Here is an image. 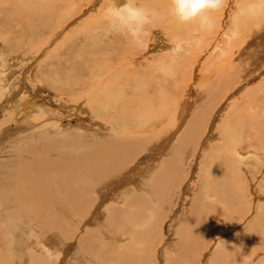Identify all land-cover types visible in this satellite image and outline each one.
I'll return each mask as SVG.
<instances>
[{
	"label": "bare ground",
	"instance_id": "bare-ground-1",
	"mask_svg": "<svg viewBox=\"0 0 264 264\" xmlns=\"http://www.w3.org/2000/svg\"><path fill=\"white\" fill-rule=\"evenodd\" d=\"M83 1L87 4L81 14L88 9L91 10L95 5L94 0ZM145 2L146 6L151 9L163 10L162 14L157 13L153 23H159V28L151 25L147 27L145 46L137 47L129 39L130 37L124 34L106 36L107 21L105 13L102 11L99 19H94V22L91 19L92 22H88V26L89 23L100 24L98 27L95 26V36L87 37L84 41L88 43L87 46L85 43L81 48L80 44L77 58L71 62L67 61L66 65L61 67V74L55 70L56 74H53L52 68L51 73L47 72L46 74L31 70L33 73L31 78H36L44 86L47 84V89L58 93L60 102L63 100L68 102L67 105L71 109L67 107L70 110L67 111V114L70 113V116L74 114H82V116L84 114L85 116L86 113H89L86 108L81 107L78 103L80 101L85 102L92 99L100 103L97 105L99 109L93 114L96 118L93 121L90 120L92 121L90 125L83 126V123L77 129L74 128L75 130H68L70 124L63 125L61 119L58 118L56 109L54 110L50 105V107L40 106L35 111H29L21 105L23 113L15 108L10 109V104L8 110H5V107H3L5 109L1 108V106H6L5 103L9 97L19 95L17 92L19 86L16 85L22 81V78L19 79L15 76L13 72L15 68L8 67L9 62L4 61L7 60L4 55V43L10 41L13 44L14 36L9 35L13 25L20 20L27 26L25 32L20 28L22 32L14 40L15 45L21 46L24 40L40 33L39 27L48 24L54 17L55 11L64 5L73 6L74 0H18L11 3V8L0 10V30L8 32L0 37V61L2 62V66L0 65V101L2 96L3 98L8 97L5 103L0 102L1 110L5 111V114L2 115L3 118L0 116L2 119L0 121V147L9 140V148H0V187H3L4 191V193L0 191V239H3L0 241V264H26L24 261L22 262V257L19 255V250L23 246L17 245V242H20V234L23 235L24 231L26 233V223H35L36 225L38 221L43 222L47 234H50V244L62 252V257L56 258L57 252H55L56 250L52 251L53 248H51V253L57 260H60L57 264H125L122 253L124 252L126 256L127 250L122 251L120 257L116 256L113 260L106 261L104 256L99 255V253L102 254L101 250L103 251V249L98 246V239L103 237L104 240H107L109 233L111 236V232L115 230V222L119 224L122 217L124 221L122 219L120 224H131L129 227L134 228L131 231L135 230L132 237L140 239L147 232L143 231L144 229L136 231L142 224H138L139 221L135 215L143 214L144 210H147L149 206L158 205V202L160 204L165 202V205L159 207L161 210L159 215L152 214L148 218V221L151 220L150 222L155 224L158 229V220L162 216L160 214L164 213V208L168 206L166 204V165L171 171L172 181L175 180L180 173L177 167L180 166L179 158L182 151L186 152L188 148L196 146L198 143L203 144L201 148L204 147V139H207L210 132L214 130H216L215 132L219 131L220 137L223 138L220 150L217 148V152H215L214 147L209 151L208 147L206 151L199 153L200 148L198 147L197 151L199 153L197 170L200 168L199 162L202 161L206 167H210V172H206L203 176L197 175L200 179L194 185L192 184L194 187L187 184L191 175L183 174L184 179L186 178L183 182L186 184L184 196L187 192L192 194V189L197 188L196 193H193L195 200L193 209L196 212L192 213L196 228L193 229L194 226L192 228L194 233L192 231L189 234L193 238V244L188 247V250H199V244H206L209 242L210 236L213 235L212 225L216 218H209L207 217L209 214H206L208 219H203V216L198 214L200 211L198 206L201 207L199 202H203L201 209L204 210L207 193H217L218 190L223 198L226 197L231 201L230 207L239 211L236 217H226L234 222L242 223L233 230L229 228L220 232L216 237L218 242L214 246L213 254L216 264H255L253 258L256 259V264H264V259H262L264 257V88L261 89L264 87V81L260 80L257 84L246 87L248 83H255L264 75V13L256 16H238L241 10L258 3V0H225L224 12L221 9L220 18H218L217 12L213 14L214 30L201 32L197 25H181L169 14L170 0H145ZM227 10H229L228 18L226 17L227 19L224 20ZM33 11L35 13L32 14ZM68 22L65 23L64 28L60 26V30L54 31L53 39L50 38L49 42L44 41L45 44L39 45V50H41L34 53V58L32 57V60L28 61L24 67L33 69L34 59L41 56L49 48V44L52 45L53 40H56V37L67 31L66 29L72 21ZM91 27L92 25L89 28ZM156 30L162 34L159 41L161 40L163 50L157 51V56H152L148 51L149 40L151 34H154ZM233 31L237 32V36L229 41L227 37ZM169 38L171 41L168 40ZM178 39L189 41L191 46L187 49V55L178 58L176 63L184 62L186 64L188 56L194 57L191 66H188L194 76L186 88L190 98H187L183 109L179 111L175 109L178 99L171 104V109H173V114L170 115L171 122L174 123L177 120L173 124V130L165 135L166 143H168L165 151L164 142L160 143L157 140L164 137L166 132L165 85L166 81L171 79H163L159 75L157 67L160 63L170 59L169 49ZM204 41L203 48L197 55L198 52L194 46L196 47L198 44L197 48H199ZM190 49L195 50L190 51ZM261 66L263 69H260ZM65 70L66 73L63 72ZM258 70L261 71L255 74ZM195 74L199 77L196 78ZM176 76L177 69L172 83L176 89H179L180 82L176 80ZM9 80H11V84ZM171 87L174 88L172 84ZM123 88L131 91L125 100L122 96L124 94L121 92ZM79 91L83 92L82 95ZM238 93L241 94L239 99L233 97ZM66 96H70V98L67 99ZM20 99L23 98L18 100ZM25 102L24 104H26ZM88 102L86 101L84 106L90 105ZM20 103L16 102L15 105ZM97 106L94 107L97 108ZM94 107L92 111L95 109ZM189 111L190 117L183 125L182 119H186ZM222 112H225L226 115ZM231 113L234 116L230 115ZM243 114L247 116V123L240 122L241 119H245ZM90 115L92 116V114ZM73 117L78 118L79 116ZM233 121L240 123L237 124L234 131H230ZM162 125H164L162 130L155 131L158 126ZM37 127H40L39 132L42 136H38L41 138H30V146L29 142L24 146L20 144L22 133L36 131ZM67 144L71 147L70 151L64 147ZM143 148L144 150H142ZM145 151L147 153L143 154ZM216 158L220 161V165H216ZM212 161L214 162L212 163ZM201 171H203V167H201ZM182 178L178 184L181 183ZM237 180L239 182H236ZM257 182L258 184H256ZM256 185L258 186L256 187ZM98 186L104 188L101 194L94 191ZM213 186H216L217 189L215 190ZM159 193L160 196L157 200L156 195ZM24 194L26 196H23ZM96 195L100 197L97 198ZM90 207L92 210L87 213ZM185 216V213L184 216H181L184 222L186 221ZM72 217L78 218V221L82 220L85 234L87 231V236L79 239L81 245L87 250L81 246L79 249L76 247L80 254L76 252L75 242L68 243L69 241H67L72 235L67 232L70 230L66 228L70 224L66 223L65 226L64 223L70 222L69 219ZM176 217L178 216L171 220L170 227L174 228L173 224L175 222L178 224V221L182 220L179 217L176 219ZM107 225H111L109 229L105 227ZM177 226L175 228H178ZM118 227L120 226H116V228ZM170 227L166 233H170L169 237L172 240L173 232ZM39 228L41 227L39 226ZM155 228L153 227V230ZM83 232L81 233L83 234ZM94 232L100 234L96 233L99 237L94 234L93 240L90 236ZM38 234H41V231ZM130 239L133 238L130 237ZM7 240L9 241L6 242ZM21 244L23 245V243ZM130 246L131 244L127 246V249ZM94 247L97 248L98 255L92 254ZM133 247L131 246V248ZM29 249L31 251V248ZM247 250H251L252 253L249 254ZM233 251H237V255ZM45 254L47 255V253ZM227 255L231 263L225 261ZM29 257L34 256L30 254ZM95 260L96 262H94ZM170 261L172 263V259ZM170 261L168 262L170 263ZM206 261V264H211L208 258ZM28 263L30 264V261ZM144 263L146 262L144 261Z\"/></svg>",
	"mask_w": 264,
	"mask_h": 264
},
{
	"label": "rangeland",
	"instance_id": "rangeland-1",
	"mask_svg": "<svg viewBox=\"0 0 264 264\" xmlns=\"http://www.w3.org/2000/svg\"><path fill=\"white\" fill-rule=\"evenodd\" d=\"M0 1L3 2V3L0 2V6H1L0 7V10H2V9H5V8L6 9L11 8L12 7V4L11 3H13V1L15 2V1H18V0H7V1L6 0H4V1L3 0H0ZM94 1H95L94 2L95 5L93 6L94 8H91V10L88 9L87 11H84L82 14H81V12L86 8V4H87L83 0H74V3H73L74 5L73 6L72 5H64V6H62L60 9H58V11H55L56 13H55L54 17L49 21L48 24H46L45 26L43 24L42 26L39 27V32H40L39 34L37 33V34H35V36L30 37L27 40H24L21 43V46L15 45L14 44V40L18 37V35L22 31L23 32L26 31L27 26H26V24L24 22H22L20 20L18 21V23L14 24L15 26L13 25L12 29L9 31V35L11 34V35L14 36V39H12L13 44L10 41H8L9 43H7V42L4 43V47H3L4 48V55L7 58V60H4V61L9 62V66L8 67H11L12 69L15 68L13 70L15 76L17 78H19V79L22 78V81L19 82L20 85H19V83L16 85V86H19V87H17V92L19 94L18 96L15 95L16 96V97L14 96L15 98L14 97H11V98L10 97L9 98L6 97V98L9 99L8 101H7L6 98H3V96H2V100L1 101H3V103H5V101H7L8 103L6 102L5 103L6 106H1V108L5 107L6 109L5 108H3V109L8 110V105L10 104V109L13 110V108H15L16 110H18L21 113H23L22 112V109L20 108L21 105H22V107L24 106L23 108L28 109L29 111H35L40 106H44V107L45 106L46 107L53 106L52 108L54 110L56 109L55 111L57 112L58 118L61 119L63 125L64 124H67V125L70 124V127H69L68 130H75L79 126L83 125V123H84L83 126H89L90 125V123L93 121V119L96 118L95 115L93 116V114H95L96 111L99 109V107L97 105L100 104V103H97V102H95L92 99H89V100H86V101L87 102L89 101L88 103H90V105L86 103L87 105H85L86 106L85 107L84 104H85L86 101L85 102L84 101H80L78 103L81 105V107L86 108L89 111V113H86L85 116H84V114H83V116H82V114H80V115L74 114V115L70 116V113L67 114V111H70L69 109H71L67 105L68 102L65 101V100H63V101L60 102V100H59L60 95L58 93L54 92L53 90L50 91L49 89H47V84L44 86V85L40 84L36 78H31V76H33V73H32L31 70H35V71H37L39 73L46 74L47 72L51 73V68H52V73L53 74H56L55 71L57 73H60L61 74V67L65 66L66 63H67V61H70L71 62L72 60H74V59L77 58V56H78L77 55V51H78V48H80V44H81V48H82V45H85V43H86L85 46H87L88 43L87 42H84V41L87 39V37H93V35L95 36L96 27H98V25H100L98 23L95 24V25L92 24V23H89V26H88V22H92V20L94 22V19L95 20L99 19L100 18V14L103 13L102 11H104V13H105V10L109 6H111L113 4V1L115 2V0H94ZM4 2L7 3V4H5ZM116 2H118V0H116ZM125 2H127V0H119L118 4H123ZM136 3L139 4L140 6L148 7L149 8V6H146L145 0H136ZM26 8H27L28 11H30V9L28 7H26ZM221 9H223V7ZM221 9L217 12L219 14L218 15V18H220L222 12H224V9H223V11ZM156 11L159 14L163 10L162 9H156ZM31 13L33 14L35 12L33 11ZM89 13H91V14H89ZM227 13H229V10H227L225 12V18H224V20H226L228 18V16H227L228 14ZM74 16H75V18H74ZM56 19L59 20V21H57ZM62 20H64V22H62ZM56 21H57V23H56ZM70 21H72V23H70ZM66 22L70 23V25L66 29L67 31L66 32H63L60 36L56 37V40L55 39L53 40L52 45L49 44V48L41 56H39V57H37V58L34 59L33 69H32V67H29V68L28 67H24V66L27 65V62L28 61L32 60V57L34 58V53L39 52L41 50V49L39 50V48H40L39 45L40 44H43L44 41H48V40L50 41L51 39H53V37H54V34H53L54 31L57 30V29H59L60 26L61 27L63 26L62 28H64L66 26L65 25ZM158 24H151V26L156 27V28H159L160 25H158ZM90 25H92L91 28H89ZM20 28L22 29V31H21ZM6 33H8V32H5V31L0 30V37L2 36V34L4 35ZM65 34H66L67 38H66ZM69 34H70V36H69ZM161 35H162L161 32L158 33V31L156 30V31H154V34L152 33L151 36H150V40H149L150 41V44H149L150 47L148 48V51L151 53L152 56L153 55H156L157 56L156 52L157 51L160 52L161 50H163L161 48V40L159 41V38H160ZM157 36H158V38H157ZM166 36H169V34H166ZM129 39L131 40V38H129ZM258 39H260V38H258ZM58 40H59V42H58ZM168 40H170V38ZM170 41H168V42L170 43ZM204 43H205V41L201 43V46L199 48H197L198 47V44H196V47L194 46V48H196V51L198 52L197 55H199V51L202 50ZM15 46H17V47H15ZM191 50H195V49H190V51ZM188 57L189 58L186 60V64L184 62L183 63H180L179 62V63H176V65H175V68L177 69L176 80L178 82H180V84H178L179 89H176L175 85L172 83V81L175 78L171 79L170 81H166L167 84L165 85L166 86V88H165V90H166V110H167V112H166V132L164 133V137H162L161 139H158L157 140L160 143L164 142L165 145L163 147H165L164 148L165 151H166V149L168 147V146H166L168 143H166V136L165 135H167V133H169V131L173 130V126H174L173 124L177 120L176 119L174 121V123L171 122L172 120H171L170 115L173 114L172 113V110L173 109H171V107H172L171 104L174 101L176 102V100L178 99L179 101L176 102L178 104L175 103L176 104L175 109H177V111H179V110H182L183 107L185 106L184 104L186 103L187 98H190L189 94L187 93V89L186 88H187V86H189V84L191 82L190 80L194 76V74L191 73V71L189 70L188 66H191L190 64L194 61L193 60L194 57H192V56L191 57L188 56ZM0 60H1V58H0ZM43 61H44V63H43ZM59 61H60V64H59ZM0 65L2 66V62L0 63ZM59 65H60V67H59ZM179 66H181V67H179ZM260 69H263V67L261 66ZM260 71L261 70H258L255 74L259 73ZM63 72L66 73V70L63 71ZM25 73H27V74H25ZM76 75H77V73H76ZM262 75H263V73H262ZM198 77L199 76L196 75V78H198ZM34 79H35V81H34ZM31 80H32V83H31ZM260 80L264 81V75L257 82H255V83H253V82L248 83V86H246V87H249V86L251 87V86H253V84H257L258 82H260ZM10 81L11 80H9V83H10ZM21 83H24V84H21ZM30 83H31V85H30ZM171 84L174 86V88L171 87ZM37 87H39V89H37ZM263 88L264 87H261L262 90H263ZM195 89H196V87H195ZM19 90H21V91H19ZM25 92H27V93H25ZM79 92H80V95H82L83 92L82 93H81V91H79ZM121 92H122V94H124L122 96H123V99L125 100L129 96V94H130L131 91L129 89H127V88H123L121 90ZM240 96H241V94L238 93V94H234L233 97H235L236 99H239ZM19 98H23V99H20L22 101L21 103H20V100H18ZM66 98L69 99L70 96H66ZM23 100H24V102L26 101L25 102L26 104H24ZM57 100H58V103H57ZM92 101H94V103H92ZM16 102L17 103H20V104L19 105H15ZM95 103H97V104H95ZM25 106H28V107H25ZM94 106L95 107L97 106V108H95ZM93 107L96 110L94 109L92 111ZM1 108H0V116H2L3 114H5L4 113L5 111H2ZM222 113H224L226 115L225 112H222ZM90 114H92V116ZM190 114L191 113L189 111L188 114H187L186 119L185 120L182 119L183 125L185 124L186 120L190 117ZM230 115L234 116L233 113H231ZM73 116H77V117L79 116V117L76 118V117H73ZM89 116H91L92 118L89 117ZM243 116L245 117V119L244 118L241 119L240 122L247 123V121H248L247 120V116H245V114H243ZM229 117H231V116H229ZM1 118H3V116ZM1 118H0V121L2 120ZM65 119H68V120H65ZM90 120H92V121H90ZM69 121H71L72 123L69 122ZM65 122H67V123H65ZM240 122H238V123H240ZM238 123L236 121H233L231 123V125H230V131H234V129L237 128V124ZM58 124H60V123H58ZM163 126L164 125L158 126L155 131L161 129ZM39 128L40 127H37L36 131H32L33 133L30 132V131L29 132L27 131L28 133H25L26 135L24 133H22V135L20 136V137H22V141L20 142V144H22L24 146V145H28L30 143L29 144V146H30L31 145L30 138L31 139H34L35 137L42 136V135H40ZM175 128H176V126H175ZM215 131L216 130H214L213 132L211 131L212 133L210 132V134L208 135L207 139H204V141H205L204 147L201 148V146H203V144H199L198 143V144H196V146H192V147L188 148L186 152L185 151H182V153H181L182 155H180V158H179L180 166L177 167L178 168V171L180 173L177 175V178L175 180L172 181L173 178L170 176V172L171 171L168 168V165H166V177H165L166 178V204L168 206H166L164 208L165 209L163 211L164 213L160 214L162 216L158 220V227L159 228L157 229V226L155 224H153L152 222H150L151 220L148 221V218L152 214L159 215V213L161 212V210H160L159 207L165 205V202L164 203H161V204H160V202H158V205L151 206V207L149 206V208L147 210H144L143 211V214L141 213V215H139V214L138 215H135V218L139 221L138 224L139 225L142 224V225L139 226V228L136 229V231H139V230L144 229L143 231H145L147 233H145L143 235V237L144 238L147 237L148 239L147 238L144 239L142 236L138 240L137 239H134V237H132V233L135 230H133V232L131 231L134 228L129 227V226H131V224H129V225L127 223H125L123 225L120 224L122 222V219L124 221V218L122 217V219L120 220L119 224H118V222L117 223L115 222V224H116L115 225V230L116 231L113 230L111 232L112 233L111 236L114 237V238H112L110 236V233H109V236L110 237L107 236L108 237V239H107L108 241L107 240H104L103 237H100L99 238L102 241H100L98 239V246L103 249V251L101 250V253L102 254L99 253V255L104 256L103 258H106V261H111L116 256H119L120 257L122 251L127 250L126 251L127 252L126 256H125V253L124 252L122 253L125 264H131V263L136 264L138 261H140V263H137V264H166V263L167 264H172V263L173 264H206L207 263V261H206L207 258H208V260L210 261L211 264H216V262L214 260V257H213V254L215 252V247L214 246L218 242L217 239H216V237H218V235L220 234V232H223V231H225V230H227L229 228H231L233 230V229L237 228V226L239 224L242 223V222H234L232 219H229V218L226 217V216H229V217L235 216L236 217V215L239 214V211L237 209H235L234 207H230L231 206L230 205L231 204L230 203L231 201L229 199H227L226 197L223 198L222 195L220 193H218L219 192L218 190H217V193L216 192H213V193H210L209 192V193H207V195L208 194H211V195L214 194L213 196L214 197L217 196V197H215V199L214 200H211V201L210 200H205L206 203L204 204L205 205V209L204 210L201 209L203 202H199L200 205H201V207L198 206V210H200V211H198V214H201L203 216L202 217L203 219L204 218H207V217H209V218H211V217L212 218H216L215 219V222L212 225L213 230H214L213 231V235L210 236L209 242H207L206 244H204V243H201V245L199 244V247H200L199 250L193 249L191 251V249L188 250V247H191V245L193 244V241H192L193 238H191L189 234L193 231V229L196 228L195 222L193 221V219H194L193 216L194 215H192V213L194 214V212H196L193 209V206L195 205V202H194L195 200L193 199V197H194L193 195L196 193L195 191H196L197 188H193L194 190L192 189V191H193L194 194L193 193L191 194L189 192H187V194L185 196L183 194L184 188H186V184L183 183L186 178L184 179L183 174L184 175L188 174V176L190 174L191 175V176H189L190 178L188 179V177H187V179H188L187 180V184L188 185L189 184L190 185H192V184L194 185V183L197 182L200 179L199 176H203V175L206 174V172H210V167H206L205 164L202 161L199 162L200 163V168H198V170L200 169V171L197 170V167H198V163L197 162L199 160V158H197V157H198L199 153H202V152L206 151L208 149V147H209V151L212 150L210 148H214V147H215L214 148L215 152H217V148L220 150V148L222 146V143L221 142H223V138H222V136L220 137L221 133L219 134V131H217V132H215ZM38 135H40V136H38ZM27 136H28L29 139L27 138ZM102 137H104V136H102ZM217 138H218V140H219L220 143L219 142L217 143V141H218ZM162 140H164V141H162ZM213 141H215V142L212 143ZM95 142H97V141H95ZM8 143H9V140H7L6 143L2 147H0V148H3V149H5L6 147L9 148ZM200 143H201V141H200ZM68 146L69 145L67 144L64 147L65 148L67 147L68 148V151H70L71 150V147L69 146L70 147L69 148ZM198 149H199V151H198ZM142 150H144V148ZM142 150L139 152L140 154H141ZM195 151H196V153H195ZM197 151L199 153H197ZM146 153L147 152L145 151L143 154H146ZM175 153H177V152L175 151ZM195 159H196V162H195ZM170 160H171V158H170ZM183 160H185V161H183ZM216 160H217V158H216ZM213 162L214 161H212V163ZM216 165H220V161L219 160L216 161ZM201 167H203V171H201ZM197 175H199V176H197ZM162 177H164V176H162ZM181 178H182V181H181L180 184H178V182L180 181ZM236 182H239V180H237ZM182 184H184V185L182 186ZM256 184H258V182ZM257 186L258 185H256V187ZM213 187L215 188V190L217 189L216 186H213ZM103 189H104L103 186H98V187H96L94 189V191L96 193H98V194H101V192H103ZM98 190H99L100 193L98 192ZM0 191H2L4 193L3 187H0ZM211 191H213V190H211ZM160 193L156 195V199L159 198ZM23 196H26V194H24ZM98 196L96 195L97 198H98ZM161 196H162V194H161ZM149 197H151V196L149 195ZM216 198H218V199H216ZM150 205H151V203H150ZM188 205H190V206H188ZM91 208L92 207L89 208V210H88L87 213H89L92 210ZM189 210L192 211V212H190ZM208 210H210V211H208ZM214 210H216V211H214ZM207 211H208V213H207ZM229 212H231V213H229ZM235 212H238V213H235ZM184 213L186 215L185 216L186 217V219H185L186 221L185 222L183 221V217H181L182 215L184 216ZM206 214L207 215L209 214V215L207 216ZM175 216H178L179 219H182V220H179L178 221V224H176V222L174 221L175 223L173 224V226H174V228H173V227H170V225H172V221L171 220H173L174 219L173 217H175ZM178 217H176V219ZM189 217H192V218H189ZM69 220H70V222H65L64 223L65 226H66V223L67 224H70L66 228H67V230H70V232L69 231H67V232L69 234L71 233L70 235H72V237L70 239H68L67 241H69L68 243H74L75 242L76 252L79 253L78 252L79 251L78 250L79 247L81 246L82 248H84L81 245V243L79 242V239H81L84 236H87V231H86V234H85V228L83 227L84 224H83L82 220L79 219V221H78V218L75 219L74 217L70 218ZM189 220H192V221H189ZM72 223H73V225H71ZM145 223H148V224L145 225ZM26 224H27L26 233L24 231L22 233L23 235L20 234V236H19L20 242L23 243V245L19 241H18L19 244L17 242V245L23 246L19 250V255H21V257H22V262L24 261L26 264H29L28 263L29 261H30V264H32V262H33V264H38V263L39 264L40 263L41 264H45V263L46 264H57V263H59L60 260H57L56 258L59 257V259H60L62 257V252L60 250H58L56 247H54L53 245L50 244L51 243L50 234H47V231L45 230V227L43 225V222L38 221V222H36V225H35V223L34 224H32V223H26ZM176 225H178L177 226L178 228H175ZM39 226L41 228H39ZM110 226L111 225H107L105 227L109 229ZM116 226H120V227L116 228ZM123 226L124 227L126 226V228L128 226V228L126 229ZM151 226H153L154 228L156 227L155 228L156 230L155 229L153 230V227L151 229ZM169 227L172 228V232H173L172 233V238H173L172 240L169 237V234L170 233L169 234L166 233V230H169ZM129 228H131V229H129ZM34 229H35V231H33ZM38 229H41V230H38ZM129 230H130V232H129ZM148 230H149V232H148ZM40 231H41V234H38V233H40ZM118 231H120V232L118 233ZM126 231H128V232H126ZM81 232H83V234ZM160 232L163 233L164 235L161 234ZM96 233L100 234L99 232H96ZM96 233L94 232L90 236L93 240H94V234H96ZM192 233H194V231ZM117 235H119L121 237H119ZM193 236H195V235H193ZM117 237H119V238H117ZM130 237L133 238V239H130ZM149 237H151V238H149ZM76 238H78V239H76ZM1 239H0V241H1ZM117 239L119 240L118 242H117ZM34 240H36L37 243H38V245L41 246V247H39L37 245L36 241L34 242ZM8 241L9 240H7L6 242H8ZM103 241H104V243H103ZM254 241H256V240L254 239ZM105 242H107V243H105ZM108 242H111V243H108ZM133 242H134V247H133ZM169 242H171V243L168 245ZM30 243H32L33 245L30 244ZM122 243H123V245H122ZM150 243H151V245H150ZM28 244H30V245H28ZM119 244H121V245H119ZM130 244H131V246L133 248H131V246H130L127 249V246L130 245ZM44 245H46V246H44ZM166 247H168V248H166ZM29 248H31V251L32 252L30 251ZM51 248H53V250ZM95 248L96 247H94V249L92 251V254L98 255V253H97L98 250H97V248L96 249ZM51 250L52 251H55L56 250L55 251V252H57L56 253V258H55V255H53L51 253ZM84 250H87V249L84 248ZM150 250H152V251H150ZM247 251L249 252V254L252 253L251 250H247ZM103 252H106V253L103 254ZM109 252H111V253H109ZM236 252L237 251H233L234 254H236ZM29 253L31 254V256H34V257H29L30 256ZM45 253H47V255ZM161 253H162V255H161ZM146 254H148V255L146 256ZM41 255H43V256H41ZM137 257L140 258V259H138ZM132 258L134 259V262H133V259ZM49 259H51V260H49ZM149 259H152V260H149ZM164 259H165V262H164ZM171 259H172V263L170 261ZM253 259H254L253 262H255V264H256L257 263L256 259L255 258H253ZM253 259H251V260H253ZM262 259H264V257ZM126 260H127V262H126ZM141 260H142V262H141ZM144 261L146 263H144ZM148 261H150V262H148ZM168 261H170V263ZM225 261L231 263L230 260H229V258H228V255L226 256ZM94 262H96V260Z\"/></svg>",
	"mask_w": 264,
	"mask_h": 264
},
{
	"label": "clouds",
	"instance_id": "clouds-1",
	"mask_svg": "<svg viewBox=\"0 0 264 264\" xmlns=\"http://www.w3.org/2000/svg\"><path fill=\"white\" fill-rule=\"evenodd\" d=\"M225 4V0H170L169 14L181 24H195L201 32H211L215 28L213 14L218 12ZM264 13V0L250 5L241 10L238 16H256ZM157 11L140 6L136 0H127L123 4L113 2L105 10L107 21L105 35L124 34L131 38L137 47L145 46L146 29L155 22ZM237 36L233 31L227 39L231 41ZM191 46L189 41L178 39L169 49L170 59L158 65L159 75L165 79H173L176 74L175 65L177 59L187 55V49ZM207 200H214L211 194L206 195Z\"/></svg>",
	"mask_w": 264,
	"mask_h": 264
}]
</instances>
